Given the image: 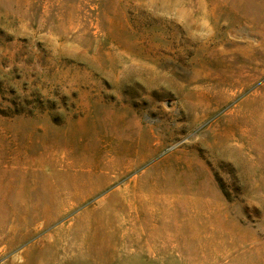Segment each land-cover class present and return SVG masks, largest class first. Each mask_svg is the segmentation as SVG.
<instances>
[{"label":"rangeland","instance_id":"374dc122","mask_svg":"<svg viewBox=\"0 0 264 264\" xmlns=\"http://www.w3.org/2000/svg\"><path fill=\"white\" fill-rule=\"evenodd\" d=\"M0 264H264V0H0Z\"/></svg>","mask_w":264,"mask_h":264}]
</instances>
